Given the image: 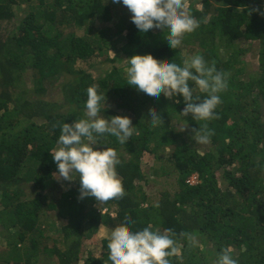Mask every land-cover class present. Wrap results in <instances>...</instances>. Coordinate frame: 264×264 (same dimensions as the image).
<instances>
[{"label":"trees","instance_id":"trees-1","mask_svg":"<svg viewBox=\"0 0 264 264\" xmlns=\"http://www.w3.org/2000/svg\"><path fill=\"white\" fill-rule=\"evenodd\" d=\"M263 1L188 0L187 10L199 27L185 34L179 49H172L165 39L167 29L141 33L122 0H0V23L21 15L15 6L27 3L26 15L12 31H0V229L9 234L15 229L7 235L10 250L0 256V264H112L110 235L99 242V257L88 250L86 240L101 226L111 234L125 216L134 222L127 225L133 232L148 225L162 234L172 229L179 248L170 258L173 264H216L225 248L238 264H264V15L250 11H264ZM120 41L105 75L93 79L91 72L80 69L78 81L68 78L78 61L108 60L110 44ZM254 52L258 55L252 60ZM145 54L180 66L201 55L208 66L214 62L217 71L227 73L217 118L182 117L181 95L169 100L161 93L156 99L128 85L124 59ZM27 70L33 88L24 83ZM57 84L63 101L46 99ZM189 84L194 95L205 97L194 82ZM93 85L110 105L99 113L104 119L133 113L150 117L149 109L155 108L163 121L151 128L135 115L133 135L124 144L113 135H97L94 150L113 148L121 161L116 171L125 195L107 203L91 197L80 200V186L66 192L51 182L58 171L51 152L59 147L61 127L87 118V89ZM176 120L188 124L189 139L171 125ZM204 123L214 135L211 148L200 153L192 129ZM155 152L162 160L167 155L164 160L173 168L153 172L175 171L179 185L175 192H164L156 204L155 196L138 184L146 180L142 158ZM28 161L39 166L22 177ZM194 173L198 182L187 183ZM29 179L38 190L33 197L20 184ZM43 224L61 228L50 235ZM181 233L193 234L196 244Z\"/></svg>","mask_w":264,"mask_h":264},{"label":"clouds","instance_id":"clouds-1","mask_svg":"<svg viewBox=\"0 0 264 264\" xmlns=\"http://www.w3.org/2000/svg\"><path fill=\"white\" fill-rule=\"evenodd\" d=\"M112 2L120 3L121 0ZM122 4L132 13L131 21L141 33L151 29H167L165 39L172 49H179L185 34L199 27V22L187 10L188 0H122ZM250 11L264 15V11L257 8ZM126 60L130 65L126 69L127 84L138 92L156 99L163 93L169 100L181 95L185 104L180 113L182 117L191 115L195 121L217 118L215 109L221 103L219 93L228 87V74L217 71L214 62L208 66L201 55L185 60L183 66L169 60H157L151 54L133 55ZM189 81L205 94L203 99L194 95L195 89L190 87ZM108 107L110 105L106 103L105 94L98 95L97 86H90L85 104L87 118L71 124L63 123L57 141L59 147L51 152L58 169L53 177L68 182L79 178L80 200L94 197L97 202L107 203L125 195L116 171V166L121 163L117 151L110 147L94 150L93 146L96 145L97 135L105 133L115 136L120 144H124L133 135L135 127L128 116L115 115L110 121L101 118L99 113L102 108L105 111ZM149 116L153 126L163 123L155 108L149 109ZM184 130L185 127L179 129ZM192 132V139L202 145L208 144L214 135L207 123L200 125L199 129L193 128ZM74 174H77L76 178ZM129 223L134 222L131 217L125 216L124 223L110 234L107 247L108 259L112 264H173L170 258L178 255L179 248L172 238L175 236L172 229H166L162 234L148 225L143 230L133 232L127 226ZM180 235L186 237L191 245L197 242L193 234ZM216 264L238 262L232 258L231 249L225 248L218 254Z\"/></svg>","mask_w":264,"mask_h":264},{"label":"rangeland","instance_id":"rangeland-1","mask_svg":"<svg viewBox=\"0 0 264 264\" xmlns=\"http://www.w3.org/2000/svg\"><path fill=\"white\" fill-rule=\"evenodd\" d=\"M31 1L34 3L36 0L35 1L31 0ZM26 6H27L26 2H21L20 4L15 6V12L16 13L21 12V15L17 14L16 15L17 17H14L11 20L3 21L2 23H0L1 33L7 35V34H9L10 31H12L14 26L17 25L15 22L20 20L21 18H23L26 15V13H25L26 12V10H25ZM117 38L118 37L113 38V40L115 41ZM121 44H122V41H120L117 44H115L113 42L110 44L109 49H111V50L108 51L109 57H110V58H108V60L101 61L98 58L93 57V58L89 59L87 62H80V61L76 62V66H75L76 72H74L75 73L74 75L72 73L69 74L68 78H70V79L74 78L78 81L81 77H79V73L77 71L80 69L91 72L93 79H98L100 76L105 75L104 73L113 66L111 59L114 57V55H116V51L118 52V50H120ZM191 54H189V55H191ZM193 54H195V53H193ZM257 55L258 54L256 52L252 53L251 59L253 60L254 58H256ZM189 59H191V58L189 57ZM124 62L126 63V67L127 66L130 67V65L126 59H124ZM249 63H250V61H249ZM257 69H258V67L256 66L253 70H257ZM123 74H124V76L126 75V69H124ZM23 79H24V83L26 85V88H33V77H32V74L30 71L27 70L24 73ZM57 85L58 86H54L53 88L49 89V91L45 95L46 99L52 100V101H57V102L63 101V92L61 91L59 84H57ZM128 115L132 121L136 114L133 113V114H128ZM136 116H140L142 121H144L147 125H149V127H151V128L154 127L151 120H150V117H146L145 115H136ZM101 118H103V117H101ZM37 121H38V119H37ZM38 123H39V121H38ZM171 125L176 130H179L180 128L185 127V130L183 131L184 136L186 138L189 137L188 136L189 135L188 134L189 128H188V124L186 122H184V121L177 122V120H176V121H173L171 123ZM211 145L212 144H211V140H210V142L206 145L196 143V148L198 149V151L200 153H205L206 151H208L211 148ZM155 155L157 156V159H156V156H154V155H148L145 158H142L141 166H142L143 172L145 174L144 176H145L146 180L141 181L138 184L142 185V187H143L142 190L145 193L152 195V196H155L152 199L153 200L152 203L156 204L160 200V198H161L160 196H162V194L164 192H166V191H168L169 193L175 192L177 189H179V187H178L179 185L177 184V175H178L177 172L173 171L171 174H167V175L156 174L153 172L154 171L153 169L158 170L160 167L168 168L167 170L173 168L172 163H168L164 160L165 158H167V155H165V158L163 160L158 157V154L156 152H155ZM168 155H169V153H168ZM29 163H30V165H28L27 174H23L22 177H25L28 174L31 175V173H29V170H30V172L33 173L37 170V168L39 166V164H37V163H34V164L32 162H29ZM76 175L77 174H74V178H76ZM193 177H196V178H193ZM197 177H198V175L196 173H194L186 179V182L189 184L197 183L199 180V178H197ZM26 181H28V182H26ZM26 181L23 180V182H21L20 184H22L24 186L28 196H30V197L35 196V193L38 190H36L35 187L33 186V181H31V179L26 180ZM51 182L55 183L56 185H59L61 190L66 191V192L71 188H77L80 186V180H78V178L74 179L71 182L63 181V180L58 181L57 179L53 178L51 180ZM91 198H94V197H91ZM94 206L99 207V205L95 204V203H94ZM1 209H2V204H1V197H0V210ZM103 211L106 212L107 210L105 211V208H104V210L102 209V213H104ZM41 227L45 228L47 233H49L50 235H56L61 228L58 225L53 226V228L47 227V224L46 225L43 224ZM13 233H15V229H13V230L11 229L10 234L13 235ZM10 234L6 231L5 228L0 229V256H4V254H6L10 250V245H8V242H7V235H10ZM108 235H110V231L108 229H106L105 226H101L98 229V231L95 233L94 237L90 238L89 240H86V246H87L88 250L95 253L96 257L100 256L101 244L99 242L104 237H106ZM58 246H59V248H62V246L60 244ZM44 256H47V258L50 257L47 254H45Z\"/></svg>","mask_w":264,"mask_h":264},{"label":"built area","instance_id":"built-area-1","mask_svg":"<svg viewBox=\"0 0 264 264\" xmlns=\"http://www.w3.org/2000/svg\"><path fill=\"white\" fill-rule=\"evenodd\" d=\"M262 4H263V9H264V1H263V3H262ZM193 178H196V177H193ZM197 178H198V177H197Z\"/></svg>","mask_w":264,"mask_h":264}]
</instances>
